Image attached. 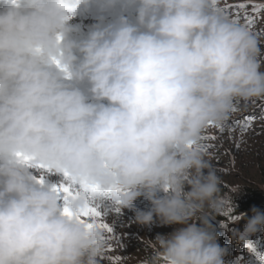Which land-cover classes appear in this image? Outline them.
Returning <instances> with one entry per match:
<instances>
[{"label": "rangeland", "instance_id": "rangeland-1", "mask_svg": "<svg viewBox=\"0 0 264 264\" xmlns=\"http://www.w3.org/2000/svg\"><path fill=\"white\" fill-rule=\"evenodd\" d=\"M200 3L167 0L172 8L191 6L179 23L164 14L140 9L133 45L144 39L165 50L158 54L156 48L145 54L131 49L133 57L142 59L139 70L154 69V56L166 58L183 70L191 71L202 64L210 74L228 81L237 95H245L244 112L264 114V0L222 2L231 10L229 15L226 8L228 18L247 24L241 44L226 40L224 25L193 16L191 9L196 11ZM61 20L64 28L71 24L67 18ZM13 36L26 41L34 38L18 31ZM39 36L36 33L37 39ZM125 100L121 107L127 106ZM127 102L128 122L114 140L115 148L121 144L119 156L108 162L110 169L102 178L139 188L134 195L145 190L164 205L156 208L143 197L132 204L103 201L59 184L50 188L56 204L52 213L81 220L89 232L76 239L77 243H42L38 260L44 264H181L194 251L216 240L222 245L230 242L228 255L244 251L249 234L244 236L240 231L244 226L252 231L255 224L240 219V211L246 207L240 195L244 184L264 188V115H257L246 128L239 129L226 120L204 119L197 111L186 121H178L167 112L145 111L138 95L127 98ZM248 119L246 116L245 124ZM262 217L256 221L259 226L264 225ZM236 219L239 221L231 225ZM225 221L228 227L219 230ZM208 225L215 231L209 232ZM201 235L206 239L198 243ZM19 263L28 264L0 247V264Z\"/></svg>", "mask_w": 264, "mask_h": 264}, {"label": "clouds", "instance_id": "clouds-1", "mask_svg": "<svg viewBox=\"0 0 264 264\" xmlns=\"http://www.w3.org/2000/svg\"><path fill=\"white\" fill-rule=\"evenodd\" d=\"M224 13H226V11H224ZM224 13L223 16L219 17V20L220 21L222 20L223 22L218 21L217 23L224 25V27L226 28V40L234 41L241 44L243 41L242 38L244 37L245 34L243 23H238L236 22V20L233 19L226 21L227 17L224 15ZM216 86H217L216 93H218V95H223L224 92H226V102L223 105L209 106L202 114L201 113L199 114L204 119L216 118V119H220L219 121L226 120L230 123H234L235 126H237L239 129H243L246 128L252 122L254 117H256L257 115L258 116L264 115L263 113L258 114L255 113L254 111L244 112L243 110L247 104V99L245 95L242 97H240V95H237L236 92L232 90V85L229 84L228 81L222 80L220 78L216 83ZM215 111L216 114L214 113ZM218 111H220V113ZM192 112L193 111L190 108H186V107L180 111V113H184V114L187 113L189 116L188 118H185L184 121L188 120L192 116L191 115ZM229 116H233L234 120L230 119ZM246 116H249V119L248 122L245 124L244 119L246 118ZM256 237L258 239L259 238L262 239L264 237V230L260 231L258 236ZM196 253H193L191 258H193ZM242 263L243 262H239L238 264H242ZM252 263L253 262H247L246 264H252Z\"/></svg>", "mask_w": 264, "mask_h": 264}, {"label": "trees", "instance_id": "trees-1", "mask_svg": "<svg viewBox=\"0 0 264 264\" xmlns=\"http://www.w3.org/2000/svg\"><path fill=\"white\" fill-rule=\"evenodd\" d=\"M226 4H224V6L220 7L217 12H218V16H223V13L224 11H226V8H228V12H229V15L231 14V10L229 8V6H225ZM228 16V13L226 12V17ZM228 20H231L230 18H226V21ZM243 27H244V30L246 32V29H247V24L246 23H243ZM260 103V101L258 102ZM261 177H262V181H263V187H264V167H262V170H261ZM247 182V181H246ZM247 183H250L247 182ZM240 201H242L246 207H243L240 211V219H247L248 223L249 224H255L253 225L254 226V230H250L252 228L248 227V226H244L241 230L242 234H249V238L250 239H255L256 236H258L259 232L261 230H264V225L262 226H259L256 221L257 219L259 220L262 216V221L264 223V188L263 189H260V188H254L248 184H244V186L242 187V190H241V195H240ZM262 213V214H261ZM261 214V215H260ZM260 216V218H259ZM221 219H219L218 221H220ZM234 220V219H232ZM237 221H239V219H236L235 222H230L232 223L231 225H234L237 223ZM228 222H224L223 224L224 225H221L219 230L222 229V228H225L228 227L226 224ZM229 225V226H231ZM208 231L211 232V229H213V232L215 231V229L213 228L212 225H208ZM218 230V231H219ZM217 233V232H216ZM216 235V234H215ZM214 235V236H215ZM213 236V237H214ZM207 237V236H206ZM204 236L201 235L199 237V240H198V243L199 242H203L204 241ZM213 240V238H212ZM199 250V249H198ZM198 250L194 251V253H196ZM192 256H190L187 261H189ZM156 264H163V263H156Z\"/></svg>", "mask_w": 264, "mask_h": 264}, {"label": "bare ground", "instance_id": "bare-ground-1", "mask_svg": "<svg viewBox=\"0 0 264 264\" xmlns=\"http://www.w3.org/2000/svg\"><path fill=\"white\" fill-rule=\"evenodd\" d=\"M161 1H163V3H165V2H167V0H161ZM104 6V4L103 5H101L100 7H103ZM105 6H107V5H105ZM105 6H104V8H105ZM205 8V7H204ZM204 8H203V10H204ZM192 10V9H191ZM126 30V28L124 29V31ZM123 31V32H124ZM16 38H14V36H13V33H11V32H9V29L8 28H5V27H0V49L2 50V51H5L6 52V55H7V58L9 59L10 58V56H11V54L13 53V51L10 49L11 47H14L16 50L18 49V48H21V46H22V44L20 43V42H14V40H15ZM6 44L7 45H9V46H11L10 48H7L6 47ZM7 48V49H6ZM44 73H47V71H45V70H42ZM118 85V84H117ZM169 122V121H168ZM170 123V122H169ZM50 129H52L51 127H49ZM4 170L7 172V177H9L8 175L10 174V173H12L13 172V168H10V167H5L4 168ZM17 171H19V172H24L25 173V171L23 170V169H17ZM25 175V174H24ZM26 176V175H25ZM41 178V177H40ZM40 178H28L27 176H26V179H24V182H25V186L23 187V188H26V189H32V190H35L34 188H33V185H39V179ZM55 180H57V179H53V180H51V182H50V184L49 185H51L52 184V182L53 181H55ZM41 182H42V184L43 185H48V183L45 181V179H41ZM40 186V185H39ZM55 186H58V185H54L53 187H55ZM53 187H50V188H53ZM42 188H46L45 190H47V189H49V187L48 186H45V187H42ZM40 193V192H39ZM38 192H35L34 191V193L33 194H39ZM34 197L36 198V199H39L40 200V198L37 196V195H34ZM207 236H208V233H205ZM215 257V259H218L216 256H214Z\"/></svg>", "mask_w": 264, "mask_h": 264}, {"label": "water", "instance_id": "water-1", "mask_svg": "<svg viewBox=\"0 0 264 264\" xmlns=\"http://www.w3.org/2000/svg\"><path fill=\"white\" fill-rule=\"evenodd\" d=\"M222 225H224V224H222Z\"/></svg>", "mask_w": 264, "mask_h": 264}]
</instances>
